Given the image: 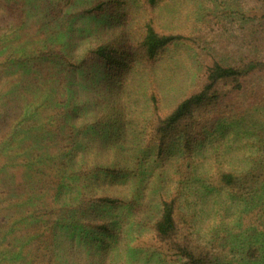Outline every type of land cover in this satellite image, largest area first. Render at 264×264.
I'll list each match as a JSON object with an SVG mask.
<instances>
[{
	"label": "trees",
	"instance_id": "1",
	"mask_svg": "<svg viewBox=\"0 0 264 264\" xmlns=\"http://www.w3.org/2000/svg\"><path fill=\"white\" fill-rule=\"evenodd\" d=\"M0 264H264V0H0Z\"/></svg>",
	"mask_w": 264,
	"mask_h": 264
},
{
	"label": "rangeland",
	"instance_id": "2",
	"mask_svg": "<svg viewBox=\"0 0 264 264\" xmlns=\"http://www.w3.org/2000/svg\"><path fill=\"white\" fill-rule=\"evenodd\" d=\"M206 10H209V9L207 8ZM209 19H212V18H209ZM199 200L202 201V199H200V198H199ZM210 206H207V208L209 210H211V207H212V206L211 207ZM195 216L197 217L198 220L201 221L200 227H202V229H207L210 226V224L214 223L215 217H213L212 214H211V217H208V216H206V214L197 213V211H195ZM231 219H233V218H231Z\"/></svg>",
	"mask_w": 264,
	"mask_h": 264
}]
</instances>
